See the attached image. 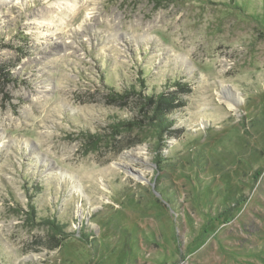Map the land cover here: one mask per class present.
<instances>
[{
	"label": "rangeland",
	"instance_id": "obj_1",
	"mask_svg": "<svg viewBox=\"0 0 264 264\" xmlns=\"http://www.w3.org/2000/svg\"><path fill=\"white\" fill-rule=\"evenodd\" d=\"M0 264H264V0L0 2Z\"/></svg>",
	"mask_w": 264,
	"mask_h": 264
},
{
	"label": "trees",
	"instance_id": "obj_2",
	"mask_svg": "<svg viewBox=\"0 0 264 264\" xmlns=\"http://www.w3.org/2000/svg\"><path fill=\"white\" fill-rule=\"evenodd\" d=\"M163 97H164L163 94L152 93L147 98L151 103V107H150V112H146V114L148 115V119L150 120V122L156 127L157 130H162L170 125L171 121L167 120V118H164L165 116L164 114L172 110L171 105L173 101L177 99L175 95H171L170 97L167 98L165 97L163 98ZM166 101L168 103L172 101V103L169 105V109H167V111L164 112L165 107L161 106V102H166Z\"/></svg>",
	"mask_w": 264,
	"mask_h": 264
},
{
	"label": "bare ground",
	"instance_id": "obj_3",
	"mask_svg": "<svg viewBox=\"0 0 264 264\" xmlns=\"http://www.w3.org/2000/svg\"><path fill=\"white\" fill-rule=\"evenodd\" d=\"M4 1H5V0H0V2H1V3H4ZM64 1H66V2H67V1H69V0H64Z\"/></svg>",
	"mask_w": 264,
	"mask_h": 264
}]
</instances>
